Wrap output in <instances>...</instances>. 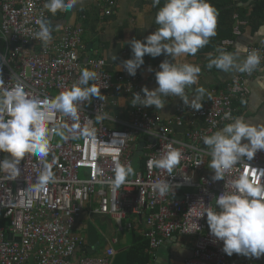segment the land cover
<instances>
[{
	"label": "built area",
	"instance_id": "built-area-1",
	"mask_svg": "<svg viewBox=\"0 0 264 264\" xmlns=\"http://www.w3.org/2000/svg\"><path fill=\"white\" fill-rule=\"evenodd\" d=\"M46 2L0 0V76L4 87L23 85L30 97L44 101L69 90L78 82L81 70L88 69L97 73L96 81L90 84L100 87L104 99L92 97L91 103L82 106L76 121L62 113H49L50 129L66 123L69 128L78 126L77 131L61 142L60 137L50 133L48 157L41 160L26 153L17 178L9 179L0 173V264H112L113 247L99 255L76 257L81 239L73 228L82 213L112 217L120 231L132 229L133 219L139 218L150 254L175 235L193 237L191 255L173 264H239L222 251V241L210 234L206 214L200 215L209 207L218 208L217 196L230 191L231 181L241 174L250 179L260 176L264 151H258L251 161L242 159L225 173L223 180L213 181L205 173L212 157L202 139L234 118L233 102L246 97L245 80L253 72L232 78L225 86L227 93L211 92L200 110L178 105L175 115L165 119L148 107L131 105L134 93L143 95L139 69L130 76L119 65L112 73L102 57L81 58V28L52 27V39L46 45L35 39L39 31L37 20H48ZM113 2L103 0L106 15ZM252 51L259 53L262 63L263 48L248 46L247 52ZM115 90L125 102L124 118L108 110L117 105ZM225 113H230L229 119H224ZM101 114H106V118L97 122L96 115ZM89 120L96 129L93 139L82 134ZM195 122L200 125L195 126ZM177 127H186L181 131L182 137L178 136ZM139 142L144 145L138 150ZM170 144L183 153L174 169L175 177H166L164 170L149 165L151 159L164 155ZM8 155L0 153V160ZM117 161L131 164L135 175L129 176L127 183L114 193L110 181ZM49 164L56 181L34 191ZM183 175L190 182L184 183ZM165 177L182 185L175 189L173 197L171 192L160 197L151 188ZM261 182L264 183V176ZM8 234L12 238L8 239ZM244 264H264V255L259 259L245 258Z\"/></svg>",
	"mask_w": 264,
	"mask_h": 264
},
{
	"label": "clouds",
	"instance_id": "clouds-1",
	"mask_svg": "<svg viewBox=\"0 0 264 264\" xmlns=\"http://www.w3.org/2000/svg\"><path fill=\"white\" fill-rule=\"evenodd\" d=\"M83 0H47L44 8L55 15L58 11H72ZM161 0H153V7ZM217 11L208 0H165L159 8L155 22L159 27L147 35L143 41L133 38L129 41L132 58L122 62L123 69L130 76H135L137 70L144 64V56L152 58L164 55L179 57L181 55H195L199 49L208 44L209 39L216 35ZM39 31L35 39L42 44H48L52 39L53 28L51 22L45 18L37 20ZM246 53L240 62V55ZM113 60L116 59L114 56ZM261 63V56L257 51L247 52L245 46H238L235 53L221 51L219 56L211 58L207 67L213 66L225 73L237 71L251 73ZM2 67V66H0ZM152 71L151 67L148 69ZM201 68L189 63L173 64L168 59L159 64L155 72L158 85L149 90L142 87L140 93H134L131 105L163 109L165 97H179L183 104L194 111L202 108L205 94L203 86L197 87L194 94L189 96L186 89H192L198 83ZM97 73L82 69L78 82L55 98L39 100L30 97L23 85L13 89L4 87V80L0 76V153L9 154L0 160V173L9 179L17 178L21 173V160L26 153L44 160L50 151V133L67 140L69 135L77 131L78 126L69 128L66 123H60L54 129L48 127L49 113H62L71 120L79 119V111L83 105L91 103V98L103 100L100 87L91 81H96ZM5 115L9 118L5 119ZM106 114L96 115V121L101 122ZM230 113H225L224 119H229ZM82 134L89 139L96 135L92 121L87 122ZM203 144L210 149L212 160L209 168L213 170V181L223 180L225 173L232 169L242 159L251 161L258 151H264V125H253L244 119L236 118L234 122L226 124L222 129L210 136H204ZM242 141H246L243 142ZM183 153L180 149L168 145L167 152L159 158H153L149 165L164 170L166 177H175L174 169L180 164ZM199 164V163H198ZM197 164V165H198ZM52 165H46L44 174L33 189L39 191L49 183H54L56 177L51 170ZM135 175L131 164L115 163L114 176L110 181L113 192H117L127 183L129 176ZM260 176L250 179L247 174H241L231 181V190L223 191L216 198L217 207H209L201 213L206 214V222L210 234L216 241H222V251L228 255H242L246 258L259 259L264 255V183ZM158 180L151 185L154 193L160 197L172 193L181 183H171L166 179ZM183 182H190L187 175H183ZM198 227V225H197Z\"/></svg>",
	"mask_w": 264,
	"mask_h": 264
},
{
	"label": "crops",
	"instance_id": "crops-1",
	"mask_svg": "<svg viewBox=\"0 0 264 264\" xmlns=\"http://www.w3.org/2000/svg\"><path fill=\"white\" fill-rule=\"evenodd\" d=\"M114 6L110 14L106 15L103 0H83L72 11H58L55 15L47 9L48 20L53 28L68 25L79 27L83 30L80 56L83 59L102 57L107 63L110 72L117 70L126 59L132 58L129 41L133 38L141 41L154 32L159 25L155 22L156 14L165 0L153 7V0H113ZM216 9L217 23L216 35L209 39L207 45L193 55L179 57H166L164 55L152 58L144 56V64L139 68L142 87L149 90L158 85L155 72L159 64L168 59L173 64L189 63L201 68L198 83L192 89H186L190 98L197 87L203 86L205 94L202 103L209 101L208 95L213 92L227 93L226 85L230 80L242 72H222L214 66L207 67L211 58L219 56L220 52L235 53L238 46L258 45L263 48V60L260 66L246 78L248 93L246 97L234 100V118L223 122L218 129L234 122L236 118L244 119L253 125H264V0H208ZM116 57L113 60V57ZM246 53L240 55V62ZM151 67L152 71H149ZM117 105L109 106V113L119 118L126 117L124 99L113 91ZM183 106L179 97H165V107L150 110L159 113L163 118H172L176 107ZM200 125L195 122V126ZM178 129V136L182 137ZM213 132V133H214ZM212 133V134H213ZM246 142V141H242ZM208 148V147H207ZM209 149V148H208ZM210 150V149H209ZM210 159L208 166L211 162ZM207 166L205 173L213 177L214 172ZM144 225L139 218L133 219V228L118 230L117 223L109 216H96L82 213L76 220L73 232L81 239V244L76 249V257L86 254H102L106 248L113 247L115 253L112 264H173L189 257L193 249V237L175 235L166 240L162 246L151 254L148 243L143 236ZM135 249L137 252L135 253ZM150 256L141 259V256ZM234 255L229 256L233 261ZM232 263V262H231Z\"/></svg>",
	"mask_w": 264,
	"mask_h": 264
},
{
	"label": "trees",
	"instance_id": "trees-1",
	"mask_svg": "<svg viewBox=\"0 0 264 264\" xmlns=\"http://www.w3.org/2000/svg\"><path fill=\"white\" fill-rule=\"evenodd\" d=\"M82 36H83V33H82ZM143 160L142 159H140V162H142ZM137 252V250L135 249V253ZM234 255V260H233V262H235V261H238L239 262V264H244V259L246 258V257H244V256H242V255H238V254H233ZM145 257H147V260L149 259L150 260V258H148V257H150V256H148V255H146ZM144 255H142L141 256V259H143V261H144ZM228 258H229V256H228ZM231 260V259H230ZM141 264H143V262H141ZM230 264H232V263H230Z\"/></svg>",
	"mask_w": 264,
	"mask_h": 264
},
{
	"label": "water",
	"instance_id": "water-1",
	"mask_svg": "<svg viewBox=\"0 0 264 264\" xmlns=\"http://www.w3.org/2000/svg\"><path fill=\"white\" fill-rule=\"evenodd\" d=\"M152 140H153V139H152ZM143 145H144V142H139L138 150L141 149ZM7 238H8V239L12 238V235H11V234H8V235H7ZM17 240H19V238H17Z\"/></svg>",
	"mask_w": 264,
	"mask_h": 264
},
{
	"label": "rangeland",
	"instance_id": "rangeland-1",
	"mask_svg": "<svg viewBox=\"0 0 264 264\" xmlns=\"http://www.w3.org/2000/svg\"><path fill=\"white\" fill-rule=\"evenodd\" d=\"M61 140H62V139H61V138H59V139H58V142H61Z\"/></svg>",
	"mask_w": 264,
	"mask_h": 264
}]
</instances>
